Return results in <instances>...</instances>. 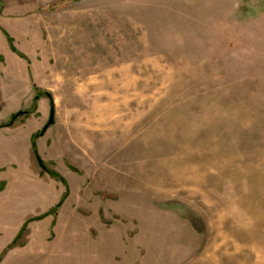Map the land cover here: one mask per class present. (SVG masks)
Instances as JSON below:
<instances>
[{
    "label": "rangeland",
    "instance_id": "rangeland-1",
    "mask_svg": "<svg viewBox=\"0 0 264 264\" xmlns=\"http://www.w3.org/2000/svg\"><path fill=\"white\" fill-rule=\"evenodd\" d=\"M0 12V63L24 74L22 106L0 112L1 133L20 135L18 154L0 137V165L17 159L23 181L13 246L61 264H112L88 246H123L131 264H264V0H0ZM51 103L42 170L30 135Z\"/></svg>",
    "mask_w": 264,
    "mask_h": 264
},
{
    "label": "crops",
    "instance_id": "crops-1",
    "mask_svg": "<svg viewBox=\"0 0 264 264\" xmlns=\"http://www.w3.org/2000/svg\"><path fill=\"white\" fill-rule=\"evenodd\" d=\"M1 13V12H0ZM19 56H15V63L19 64ZM23 71L19 73L18 71L10 73L5 65L2 66L0 63V112L4 106L10 109V112L14 114L20 106L23 104V94L20 95V85H23ZM30 78V77H29ZM35 132V131H34ZM4 135V136H3ZM30 135V140L32 136ZM20 135L14 136L13 134H8L6 132L0 131V137L9 141V145L13 151L19 153V143ZM21 143L23 144V138H21ZM13 164H11V170H6L5 167L0 165V170H3L2 175H0V264H61L63 259L67 258L65 253L60 252L59 260L57 258L53 260L42 259L41 250L46 246H8L9 242H3V234H7L9 231V226H11L12 242L17 237L18 233L24 225V217L22 209L19 204V188L23 185V181L19 179V165L18 160L15 159ZM10 193V194H9ZM10 199H9V198ZM9 204V206H8ZM12 204V205H11ZM9 207L11 210H9ZM11 211V212H10ZM117 215L114 213L113 218ZM100 219V217H99ZM11 242V244H12ZM23 245V244H21ZM55 253L57 250H65L68 246H49ZM74 247V246H72ZM83 246L81 249L85 248ZM91 252L89 256L91 259H106L112 264H131L134 254L131 250L124 249L123 246H88ZM96 247V248H94ZM48 250V249H46ZM31 251V254L25 259L22 252ZM93 251V256H92ZM18 252L17 260H10V254ZM93 257V258H92ZM88 259V258H87ZM42 260V261H41ZM67 261V260H66ZM93 261V260H92Z\"/></svg>",
    "mask_w": 264,
    "mask_h": 264
},
{
    "label": "trees",
    "instance_id": "trees-1",
    "mask_svg": "<svg viewBox=\"0 0 264 264\" xmlns=\"http://www.w3.org/2000/svg\"><path fill=\"white\" fill-rule=\"evenodd\" d=\"M73 1H77V0H73ZM8 43L10 44V46H11V49H12V51L14 52V53H16V55H18L20 58H24V56L20 53V52H18L16 49H14L13 48V46L11 45V40H10V38H8ZM37 99H38V96H35L34 98H33V101H37ZM24 114H26V113H24ZM19 116H15V117H13V119L11 118V121L8 123V124H6V126H11L14 122H15V120L18 118ZM0 127H2V126H0ZM38 137V134H34L33 136H32V138H31V140L33 141V144H32V149H33V151H34V154L36 155L37 153H36V145H35V139ZM48 174H50V175H54L57 179H59L62 183H63V185L65 186V182L63 181V179L61 178V177H59V176H57L54 172H48ZM64 200V199H63ZM63 202V201H62ZM62 202L59 204V206L62 204ZM41 218V217H40ZM40 218H36V219H40ZM24 229V228H23ZM23 229H21L20 230V232L18 233V235H17V237L15 238V240L12 242V244H11V246H13L15 243H16V241H17V239L20 237V234L23 232ZM10 246V247H11Z\"/></svg>",
    "mask_w": 264,
    "mask_h": 264
},
{
    "label": "water",
    "instance_id": "water-1",
    "mask_svg": "<svg viewBox=\"0 0 264 264\" xmlns=\"http://www.w3.org/2000/svg\"><path fill=\"white\" fill-rule=\"evenodd\" d=\"M46 96L51 100V97H50V95H49L48 93L46 94ZM24 113H26V112H18L17 114H15V115L12 116V119H13V117H15V116H21V115H23ZM54 121H55V120H54V105H53V103H51L48 121H47V123L45 124V126L42 128V130L39 132L38 136H43L44 133L46 132V130H47L50 126H52V125L54 124ZM36 160H37L38 165L40 166V168H41L42 170H46L44 164L42 163V160L39 158V156H38L37 154H36Z\"/></svg>",
    "mask_w": 264,
    "mask_h": 264
}]
</instances>
